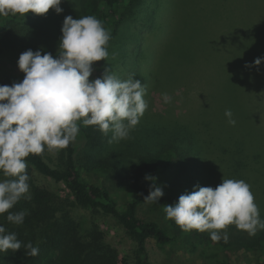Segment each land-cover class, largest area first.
I'll list each match as a JSON object with an SVG mask.
<instances>
[{
	"label": "rangeland",
	"instance_id": "obj_1",
	"mask_svg": "<svg viewBox=\"0 0 264 264\" xmlns=\"http://www.w3.org/2000/svg\"><path fill=\"white\" fill-rule=\"evenodd\" d=\"M80 1L62 0L60 14L50 9L46 15L19 16L17 22L28 25L27 37L18 44L10 35L6 36L0 58V80L23 79L25 74L17 62L28 49L42 52L39 27L41 31L62 35L65 17H80ZM152 7L158 12L153 21H145L151 10L147 3L135 9L137 20L124 23L120 37L109 44V64L104 60L93 64L90 80L101 77L106 67L121 80L140 79L146 87L144 98L149 105L129 138L111 142L100 154L101 158L111 167L116 161L126 165L137 156L155 154L162 145L172 144L185 155L181 158L185 172L180 195L191 192L196 185L215 188L223 177L242 179L251 186L260 218L264 220V63L245 67L264 57V0H167ZM31 17L34 28L29 25ZM57 49L59 52V42ZM113 53L115 59L111 58ZM163 93L172 97L171 103H164ZM229 109L236 121L234 126L225 116ZM112 135L109 131L110 139ZM74 145L77 163L85 164L94 152L92 148L88 150L87 139L80 131ZM59 151L46 153L52 166L57 165ZM113 171V168L104 172L84 171L83 176L91 183L106 186L123 203L124 191L119 189ZM35 180L63 196L68 193L65 185L39 173H35ZM170 180L166 173L156 186L164 190ZM161 199L142 204L138 215L158 222L175 236V242L160 247L150 240L147 245L150 262L218 264L214 256L218 249L210 247L201 237L188 239L189 231L172 225L166 219ZM72 215L78 221H92L100 227L105 242L118 251L120 264L125 260V264H134L133 241L114 218L81 208H72ZM226 231L228 240L245 243L264 233L259 230L250 236L235 225ZM195 232L210 236L208 232ZM220 254L229 264H257L261 251L235 247Z\"/></svg>",
	"mask_w": 264,
	"mask_h": 264
},
{
	"label": "clouds",
	"instance_id": "obj_2",
	"mask_svg": "<svg viewBox=\"0 0 264 264\" xmlns=\"http://www.w3.org/2000/svg\"><path fill=\"white\" fill-rule=\"evenodd\" d=\"M62 0H0V15L25 17L29 12L46 15L50 9L63 12ZM59 41L58 56L28 49L20 54L18 68L24 78L11 86L0 85V215L23 224L28 212L12 213V209L30 189L27 158L45 150L58 151L74 143L80 125L95 126L99 131L113 133L109 143L128 139L148 109L146 87L140 79L121 80L111 68L101 77L90 80L94 62L109 61L110 32L94 16L65 17ZM115 59V54L111 56ZM258 57L245 67L260 66ZM109 64V62H108ZM164 103L172 97L163 93ZM228 122L235 125L231 110L225 111ZM153 181L145 203L158 202L164 195L162 187ZM166 219L173 220L184 231L208 232L210 239L225 242L226 229L235 225L238 230L255 236L264 230L259 207L251 186L244 180L223 177L215 188L196 185L191 192L179 196L178 202L164 206ZM24 248L28 256L38 254L32 242L22 244L14 232L6 233L0 225V253Z\"/></svg>",
	"mask_w": 264,
	"mask_h": 264
},
{
	"label": "trees",
	"instance_id": "obj_3",
	"mask_svg": "<svg viewBox=\"0 0 264 264\" xmlns=\"http://www.w3.org/2000/svg\"><path fill=\"white\" fill-rule=\"evenodd\" d=\"M166 1L81 0L80 16L91 15L99 19L110 32V42H112L120 37L121 27L127 20H137L136 8L149 3L150 15L145 21H153L158 12L152 6L156 8V3H166ZM32 14L29 12L27 15ZM18 19L19 15H0V58L4 52L7 35H10L15 43L25 42L28 25L19 24ZM33 20V17L29 19L32 28L36 27ZM39 28V39L43 44L42 54L51 53L54 57L58 56L57 45L62 35H56L48 30L41 31V26ZM22 80L17 77L6 78L0 80V85L11 86L14 82ZM80 132L87 139L88 150L93 149L94 152L88 156L85 164L77 163L74 143L59 151L56 166H52L47 161V150L27 158L29 192L9 211L18 213L26 210L28 215L23 224L17 225L7 220L6 212L0 215V225L5 227L6 233H16L22 244L32 242L34 247L38 246L39 251L36 256H28L24 248L15 252L8 250L0 253V264H120L118 251L105 242L100 227L92 221L81 222L75 219L72 208H81L92 214H104L114 218L133 241L134 264H152L148 257L147 246L150 240H154L160 247L175 242V236L158 222L140 218L138 210L145 203L144 197L149 195L153 185V181L145 179L146 175L155 177L156 185L157 180L167 173L171 180L169 186L163 190L164 195L160 203L164 208L165 205L178 202L179 186L185 172V168L181 166L184 153L172 144H168L170 146L165 144L158 148L155 154L137 156L134 161L126 165L116 161V165L111 167L100 156L103 150L110 147L108 134L105 135L95 126L86 127L82 124ZM111 168L114 170L119 189L124 191L123 203H120L106 186L91 183L83 176L84 171L104 172ZM35 173L56 184L65 185L68 190L66 196L59 191L38 185ZM0 176L2 179L5 178L2 173ZM170 222L177 226L173 220ZM199 237L210 247L218 249L214 254L218 264H229L226 258L220 256V252L235 247L261 251L257 264H264V233L257 239L245 243L237 240L225 242L223 239L213 241L210 236H199L195 230L189 231L188 239ZM191 245L195 249L194 243Z\"/></svg>",
	"mask_w": 264,
	"mask_h": 264
}]
</instances>
